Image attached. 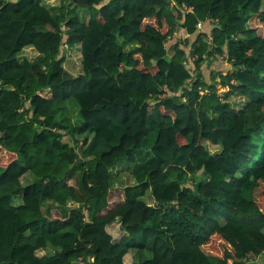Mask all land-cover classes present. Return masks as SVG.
Here are the masks:
<instances>
[{"label": "trees", "instance_id": "obj_1", "mask_svg": "<svg viewBox=\"0 0 264 264\" xmlns=\"http://www.w3.org/2000/svg\"><path fill=\"white\" fill-rule=\"evenodd\" d=\"M59 2L0 0V264L264 255L263 0ZM216 56L230 67L207 81ZM120 162L132 184L116 189Z\"/></svg>", "mask_w": 264, "mask_h": 264}, {"label": "rangeland", "instance_id": "obj_2", "mask_svg": "<svg viewBox=\"0 0 264 264\" xmlns=\"http://www.w3.org/2000/svg\"><path fill=\"white\" fill-rule=\"evenodd\" d=\"M62 1V3H66V0H47L48 5H58L60 2ZM262 9H264V0H263V4H262ZM55 10V9H52ZM251 27H256L257 31L259 34L264 35L263 29L264 26L259 24L257 21H252L250 23ZM212 24L209 22V25H207L206 27L202 26L201 29L204 31H207V33L210 32V28H211ZM166 48L169 49L170 47V43H166ZM28 55L30 52L29 51H25L23 54ZM76 60V53H69V55L67 56L66 59V64L65 67L66 69L73 75H77L79 72V63L75 62ZM217 62L210 64H203V75L205 76L206 80L209 81L210 80V74L214 71V72H219L222 71L224 69L228 68V64L225 63V61L223 60H216ZM188 67L192 68L191 65H189ZM77 107H75V105H69V107L65 108L59 115V117H57L59 119V121L61 123H65V124H72L77 117ZM64 141H68V137H64L63 139ZM205 146H207V148L213 152L215 151L217 148L211 146L210 144L206 143L204 144ZM146 156L145 153H142L139 157V159H142ZM133 169V164H128L127 162H120L117 164L116 168L114 169V171H112V173H114V177H115V184H114V188H118V187H124L125 185H131L132 182L130 181V174L131 171ZM1 172V170H0ZM176 174H179L178 172ZM29 177L28 178H23V183H26L29 181ZM263 187L260 186L258 189H256L255 191V199L256 202L259 204L260 207H262V201H261V191H262ZM110 203V208L113 207V205L115 203H117L118 198L116 195V192L113 191L110 194V198H109ZM19 202V200H16V204ZM43 208L44 211L47 212L48 206L46 203H43ZM53 212V211H52ZM55 213V212H53ZM52 213V215H53ZM109 231L113 236H117L119 233V229L117 226V223H114L112 225L109 226ZM226 249V245H224L218 238H214L206 247H205V251L214 255H218V256H222L224 251ZM131 255L133 256V252L130 253V255L128 256L129 258H127V260L129 261L131 258ZM249 264H264V255H260L259 257H253L251 256L249 258Z\"/></svg>", "mask_w": 264, "mask_h": 264}, {"label": "built area", "instance_id": "obj_3", "mask_svg": "<svg viewBox=\"0 0 264 264\" xmlns=\"http://www.w3.org/2000/svg\"><path fill=\"white\" fill-rule=\"evenodd\" d=\"M173 5H174V3H173L171 6H173ZM178 9H179L181 12L193 13V8H192V7H189V8H188V7H186L184 4L179 5V6H178ZM213 23H214V21L211 22V24H213ZM200 25H201V24H200ZM200 25L197 27V30H198V28L201 29ZM216 59H217V60H223V61H225V63H227L226 60H225V58H223L222 56H216Z\"/></svg>", "mask_w": 264, "mask_h": 264}, {"label": "crops", "instance_id": "obj_4", "mask_svg": "<svg viewBox=\"0 0 264 264\" xmlns=\"http://www.w3.org/2000/svg\"><path fill=\"white\" fill-rule=\"evenodd\" d=\"M200 27H202V24L200 25ZM205 32V33H207V31H204V30H202V29H200V28H198V32ZM209 34V33H208ZM230 67V66H229ZM19 203V202H18Z\"/></svg>", "mask_w": 264, "mask_h": 264}]
</instances>
